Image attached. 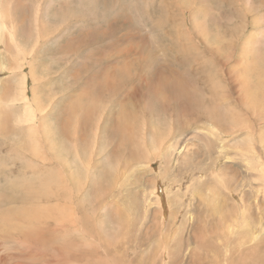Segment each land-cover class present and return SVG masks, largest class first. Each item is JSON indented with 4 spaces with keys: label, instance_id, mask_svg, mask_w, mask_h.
Listing matches in <instances>:
<instances>
[{
    "label": "rangeland",
    "instance_id": "1",
    "mask_svg": "<svg viewBox=\"0 0 264 264\" xmlns=\"http://www.w3.org/2000/svg\"><path fill=\"white\" fill-rule=\"evenodd\" d=\"M0 14V264H264V0Z\"/></svg>",
    "mask_w": 264,
    "mask_h": 264
},
{
    "label": "bare ground",
    "instance_id": "2",
    "mask_svg": "<svg viewBox=\"0 0 264 264\" xmlns=\"http://www.w3.org/2000/svg\"><path fill=\"white\" fill-rule=\"evenodd\" d=\"M0 20L2 21V19H1V14H0ZM4 26H5L4 24H1V23H0V43L3 44V47H4V43H3V42H4V35H3L2 31L5 29ZM12 38H13V37H12ZM3 47H2V48H3ZM0 48H1V47H0ZM3 50H4V49H3ZM1 53H2V50H0V55H1ZM1 68H2V65H1ZM1 68H0V70H2ZM27 120H28V119H27ZM30 120H32V119H30ZM185 146H186V145H185ZM185 146H184V147H185ZM184 147H183V148H184ZM179 155H180V154H179ZM189 156H190V155H189ZM259 167L261 168V166H259ZM259 167H258V168H259ZM258 168H257V169H258ZM261 169L263 170V168H261ZM259 170H260V169H259ZM259 170H258V171H259ZM258 173H259V172H258ZM261 175L263 176L264 173L262 172ZM169 186H170V185H169ZM258 191H259V190H258ZM255 193H256V192H255ZM257 193H258V192H257ZM243 207H244V206H243ZM257 247H258V246H257ZM243 248H244V247H243ZM248 248H249V247H248ZM246 249H247V248H246ZM243 252H244V251H243ZM253 253H254V252H253ZM254 256H255V255H254ZM250 260H251V259H250ZM239 261H240V260H239ZM238 263H239V262H238Z\"/></svg>",
    "mask_w": 264,
    "mask_h": 264
}]
</instances>
